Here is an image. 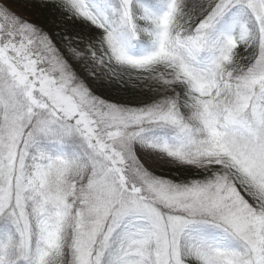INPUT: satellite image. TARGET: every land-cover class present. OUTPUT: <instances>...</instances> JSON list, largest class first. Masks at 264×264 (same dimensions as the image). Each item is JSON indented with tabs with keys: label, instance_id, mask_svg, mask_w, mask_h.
I'll return each mask as SVG.
<instances>
[{
	"label": "snow or ice",
	"instance_id": "6c2138e0",
	"mask_svg": "<svg viewBox=\"0 0 264 264\" xmlns=\"http://www.w3.org/2000/svg\"><path fill=\"white\" fill-rule=\"evenodd\" d=\"M0 264H264V0H0Z\"/></svg>",
	"mask_w": 264,
	"mask_h": 264
}]
</instances>
